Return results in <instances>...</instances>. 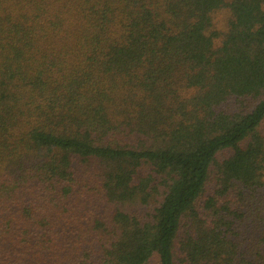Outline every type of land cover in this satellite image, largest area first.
I'll use <instances>...</instances> for the list:
<instances>
[{"label": "trees", "instance_id": "trees-1", "mask_svg": "<svg viewBox=\"0 0 264 264\" xmlns=\"http://www.w3.org/2000/svg\"><path fill=\"white\" fill-rule=\"evenodd\" d=\"M0 264H264V0H0Z\"/></svg>", "mask_w": 264, "mask_h": 264}]
</instances>
